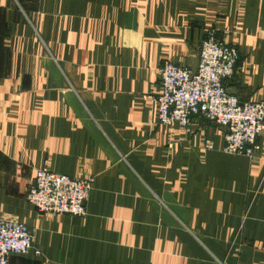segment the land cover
<instances>
[{
    "label": "crops",
    "instance_id": "crops-1",
    "mask_svg": "<svg viewBox=\"0 0 264 264\" xmlns=\"http://www.w3.org/2000/svg\"><path fill=\"white\" fill-rule=\"evenodd\" d=\"M210 30L264 101V0H0V220L33 235L9 264H264V133L250 160L156 117L163 61L195 70ZM39 169L92 179L84 217L36 211Z\"/></svg>",
    "mask_w": 264,
    "mask_h": 264
},
{
    "label": "built area",
    "instance_id": "built-area-1",
    "mask_svg": "<svg viewBox=\"0 0 264 264\" xmlns=\"http://www.w3.org/2000/svg\"><path fill=\"white\" fill-rule=\"evenodd\" d=\"M238 57L235 47L219 41L210 30L201 42L195 70L163 61L156 117L160 125L176 124L184 130L194 117H202L224 130V152L252 160L259 148L256 139L264 133V101L240 102L225 88V80L235 74ZM204 147L211 149V142L206 140ZM91 188L92 179L39 169L25 198L40 214L84 217ZM32 249L33 235L25 224L0 220V264H9L11 255L25 256Z\"/></svg>",
    "mask_w": 264,
    "mask_h": 264
}]
</instances>
